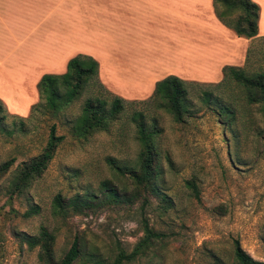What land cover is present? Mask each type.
<instances>
[{"label": "rangeland", "instance_id": "374dc122", "mask_svg": "<svg viewBox=\"0 0 264 264\" xmlns=\"http://www.w3.org/2000/svg\"><path fill=\"white\" fill-rule=\"evenodd\" d=\"M251 1L258 6L257 22L263 13L259 26L264 32V0ZM240 48L233 67L264 73V34L239 41ZM171 69L168 64L157 66L153 77L159 76L157 81L176 77ZM182 81L186 111L180 122L160 106L153 90L142 99L125 100L121 97L136 94L132 86H127L130 92L122 90L120 97L98 75L97 81H90L74 101L58 110L46 108L38 94L23 116L7 112L0 101V164L12 160L0 175V264H39L38 247H29L27 241L40 228L53 235L55 261L76 239L81 255L75 264H107L119 251H132L143 235V223L157 237L123 264H235L233 241L252 259L264 262L262 111L245 102L230 78L213 83ZM114 96L122 99V111L105 131L85 139L72 135V123L86 98L109 103ZM225 108L232 114H224ZM136 114L147 129L156 131L154 193L140 186L129 203L105 200L84 215H52L51 201L57 194L65 199L93 195L97 201L107 189L134 194L135 184L108 162L136 166L135 124L140 119ZM51 127L60 140L45 169L21 191H13L11 182L18 169L43 152ZM186 182L194 185L196 195Z\"/></svg>", "mask_w": 264, "mask_h": 264}, {"label": "crops", "instance_id": "0c3cea01", "mask_svg": "<svg viewBox=\"0 0 264 264\" xmlns=\"http://www.w3.org/2000/svg\"><path fill=\"white\" fill-rule=\"evenodd\" d=\"M241 40L216 19L212 0H0V101L25 115L40 77L64 73L78 54L97 62L112 93L132 86L125 100L151 93L164 64L181 80L213 83L237 65Z\"/></svg>", "mask_w": 264, "mask_h": 264}, {"label": "trees", "instance_id": "16d2710c", "mask_svg": "<svg viewBox=\"0 0 264 264\" xmlns=\"http://www.w3.org/2000/svg\"><path fill=\"white\" fill-rule=\"evenodd\" d=\"M212 8L216 19L225 28L232 31L236 37L252 39L257 35L258 6L251 0H212ZM97 67V62L91 57L81 54L75 55L67 60L64 73L58 75L45 74L40 77L36 84L37 94L43 98L46 108L58 110L62 105L74 101L90 81H97ZM221 72L223 79L230 78L235 85L239 86L245 102L248 105H258L264 116V73H246L241 67L233 66L222 67ZM152 95L162 103L160 106L171 115L174 121H181L183 113L186 111L184 104L185 88L182 80L174 76H166L155 82ZM121 111L122 99L115 96L109 103L97 97L86 98L78 116L72 123L71 133L73 136L85 139L96 131H105L109 122L114 120ZM224 111V114H232L227 112L226 108ZM136 116L140 118L135 124L136 141L139 147L136 166L127 168L117 166L111 161L108 162L118 175L128 177L135 184L134 194L126 196V194H119L114 189H107L103 199L98 201L93 195L73 196L65 199L57 194L51 201L52 215L61 218L67 214L84 215L100 208L105 200L115 203H129L137 195L140 186L154 193L155 185L152 184V181L157 172L153 139L156 131L144 126L140 114H136ZM59 140V137L54 136L51 127L43 152L29 162L22 163L18 169L16 177L11 182L13 191H21L30 181L42 173ZM11 163L12 160H8L0 164V175L7 171ZM186 185L196 195L194 185L190 182H186ZM101 187L106 188V183H102ZM142 231L143 235L129 254L119 251L113 260L107 264H123L131 261L141 250L149 248L157 235L147 227L146 223H143ZM53 240V235L43 228H40L36 237L28 239L29 247H38L37 261L39 264H75L81 255V247L78 241L74 239L63 256L55 261L52 250ZM232 259L235 264H264L263 261L252 259L242 250L237 241L232 242Z\"/></svg>", "mask_w": 264, "mask_h": 264}]
</instances>
